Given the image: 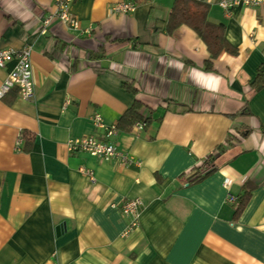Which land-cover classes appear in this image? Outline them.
<instances>
[{"label": "crops", "instance_id": "crops-1", "mask_svg": "<svg viewBox=\"0 0 264 264\" xmlns=\"http://www.w3.org/2000/svg\"><path fill=\"white\" fill-rule=\"evenodd\" d=\"M120 1L130 0H76L91 33L56 20L43 35L55 0H0V50L32 45L35 84L30 100L16 89L0 98V264H264V88L251 85L264 71V4L229 16L207 3L238 49L207 70L203 38L187 24L168 30L175 0L113 12ZM15 64L0 68V86ZM136 100L150 123L114 139L135 163L70 150L74 138L103 136L95 113L118 125ZM207 162L216 171L206 179L180 180ZM246 187L234 220L227 195ZM136 197L130 229L120 203Z\"/></svg>", "mask_w": 264, "mask_h": 264}, {"label": "built area", "instance_id": "built-area-1", "mask_svg": "<svg viewBox=\"0 0 264 264\" xmlns=\"http://www.w3.org/2000/svg\"><path fill=\"white\" fill-rule=\"evenodd\" d=\"M76 0H55L56 10L48 15L44 16L41 20L40 34H46L49 31V26L56 20H60L66 23L70 28L79 30L83 34H90L91 28L82 29L80 19L72 12L71 6ZM205 2H211V0H201ZM216 3L225 11L227 15L233 12L237 6H257L264 4V0H216ZM137 3L135 1H120L113 3L111 9L113 12H133L136 10ZM33 47L30 44H26L20 50L14 49H2L0 50V68H4L13 60L16 61L13 69L8 73V76L0 86V98H3L11 90L16 89L19 96L26 100H30L34 97L35 84L32 67V52ZM69 103V100H68ZM93 121L96 126L104 130L102 137L95 135H84L78 138H74L69 142V148L72 151H84L88 152L92 156L105 160H111L120 158L123 163L131 164L135 163L136 159L127 153L121 152L117 143L114 141L117 136L118 128L116 124H107L104 121L103 116L100 113H95ZM145 124L138 121L134 124V129L140 131L144 128ZM22 132H20L21 134ZM23 137H18L17 143L20 144ZM218 150L214 151L210 156H214ZM208 161V160H207ZM210 162L205 163V166L201 167L200 173L212 168ZM80 170L90 179L95 178L94 171L91 168L82 166ZM188 185V182H185ZM230 204L237 203L236 194L230 192L226 199ZM143 200L140 197L129 198L120 203L121 211L124 215L130 218L129 227L134 229L140 223L141 208Z\"/></svg>", "mask_w": 264, "mask_h": 264}, {"label": "trees", "instance_id": "trees-1", "mask_svg": "<svg viewBox=\"0 0 264 264\" xmlns=\"http://www.w3.org/2000/svg\"><path fill=\"white\" fill-rule=\"evenodd\" d=\"M208 2L201 0H175L171 8L167 27L171 32L178 26L182 24H187L192 27L207 44L210 51V58L206 61L205 69H213V60L218 57L222 51H228L232 54L238 52L237 47L231 45L226 39V25L224 23H216L209 19ZM252 87L255 90L264 88V71L259 70L251 82ZM143 104L136 100L132 106L125 111V113L120 117L118 125L116 124L118 130L130 131L138 121L143 122L145 125L150 123L151 116L144 115L142 113ZM245 108V107H244ZM149 112H152L151 110ZM236 140L234 135H232L228 141ZM205 166V163L196 165L188 172L180 176V180L183 182H188V184L198 183L206 179L211 173L216 171L213 166L204 173H200L201 167ZM253 187H246L240 195L237 196V203L233 204L235 208L234 220H238L248 202L251 199Z\"/></svg>", "mask_w": 264, "mask_h": 264}]
</instances>
